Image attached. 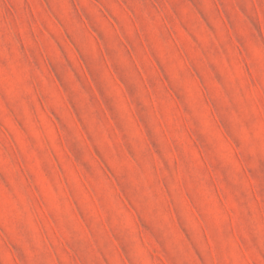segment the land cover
Returning <instances> with one entry per match:
<instances>
[{"label":"rangeland","instance_id":"374dc122","mask_svg":"<svg viewBox=\"0 0 264 264\" xmlns=\"http://www.w3.org/2000/svg\"><path fill=\"white\" fill-rule=\"evenodd\" d=\"M0 264H264V0H0Z\"/></svg>","mask_w":264,"mask_h":264}]
</instances>
